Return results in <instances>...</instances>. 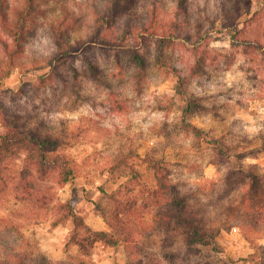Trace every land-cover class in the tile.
I'll use <instances>...</instances> for the list:
<instances>
[{
  "label": "rangeland",
  "instance_id": "1",
  "mask_svg": "<svg viewBox=\"0 0 264 264\" xmlns=\"http://www.w3.org/2000/svg\"><path fill=\"white\" fill-rule=\"evenodd\" d=\"M101 1L58 0L44 9L49 18L67 10L90 20V3ZM11 3L18 5L20 0ZM153 3L165 24L173 20L177 0H135L133 12L119 22L118 31L130 24L129 19L146 18ZM178 25L166 64L156 65V39L145 49L150 66L140 91L134 88L129 68L115 77L116 61L100 45L55 60L60 47L56 48L48 26H39L32 34L12 75L0 81V103L44 136L67 140V152L74 155L80 174L65 187L51 177L37 182L41 201L19 200L10 182L8 190L0 193V258L15 260L12 253L21 252L37 261L46 255L55 264H81L68 253L79 250L72 243L75 225L72 219H62L57 205L75 198L90 225L111 231L90 201L107 205L100 191L104 187L109 194L120 193L122 199H136L135 216L145 220L136 227L141 235L134 247L98 242L90 257L81 254L86 264L139 263L152 251L162 256V264H264L259 260H264V226L251 227L246 221L257 208L264 210V188L248 201L251 205L244 204L247 209L237 210L243 207L237 190L250 174L264 182V48L256 46H264V0H186ZM88 32L81 22L71 39L87 38ZM87 55L99 61L113 88L88 75ZM197 62L203 67L193 76ZM193 100L210 108L189 118L204 132L201 137L181 127L183 110ZM221 152L232 157L226 165ZM148 154L165 160L173 182L195 194L196 210L203 212L214 231L224 222L228 225L217 231L211 245H197L199 251L189 261L164 257L174 248L163 247L157 234L159 216L150 196L156 178L145 160ZM20 156L6 165L7 181L19 179L25 165ZM121 158L136 166L137 179L123 165L112 180L110 167ZM227 175L231 178L225 182ZM178 238L174 239L180 245L182 236Z\"/></svg>",
  "mask_w": 264,
  "mask_h": 264
},
{
  "label": "trees",
  "instance_id": "2",
  "mask_svg": "<svg viewBox=\"0 0 264 264\" xmlns=\"http://www.w3.org/2000/svg\"><path fill=\"white\" fill-rule=\"evenodd\" d=\"M52 1L57 2L58 0H20L18 5H12L11 0H0V81L12 75L17 60L26 53L29 38L39 26L45 25L52 33L56 48L60 47L55 60L78 51L90 52L93 46L100 45L116 61L118 70L115 72L117 75L115 77L119 78L124 69L129 68L134 88L140 91L148 77L150 66L149 50L145 49L149 46L151 39H156V65L163 66L167 63V48L174 43L177 36L178 20L181 18L186 0H177L174 18L168 24L164 23L158 5L153 3L146 18L129 19L130 24L124 27L123 31L117 29L119 22L125 15L133 12L135 0H102L101 4L90 3L92 13L90 20H81L79 14L76 15V13L73 14L67 10H64L61 16L53 18L50 16L49 18L44 8ZM80 21L89 30L88 37L73 42L71 36L78 30ZM234 35L237 37V34ZM131 41H135L138 44L137 47L131 45ZM249 46L252 47L251 44ZM256 46L260 49L264 48L261 43ZM124 55L128 56L126 64L123 61ZM94 57L87 55L85 58L88 75L100 84L113 88L111 81L105 76L101 64ZM228 61L227 57L226 62ZM72 67L74 74H77L78 70L74 66ZM202 67L203 64L197 62L191 69L192 75H197V71ZM52 74L53 72L50 73V75ZM54 75L58 76L56 72ZM191 102L183 110L181 127L185 131L193 132L196 136L201 137L204 132L190 123L189 118L194 112L210 111V108L198 101ZM0 106L2 118L0 120V193L8 190L11 182L15 184L13 191L16 192V198L19 200L41 201L43 198L38 195V193H42L40 192L41 187L38 188L37 182L46 181L51 177L60 187L74 183L80 172L74 155L67 152V140L44 136L38 128L28 127L27 122H20V114L8 110L1 103ZM21 153L24 156L25 165L18 172L19 179L16 183L11 178L10 181H7L8 166L6 167V165L14 162ZM221 154L223 164L226 165L231 161L232 157L226 155V152H221ZM145 160L156 178V186L150 190V196L154 203L151 202L154 205L155 210H153L159 216L157 234L163 247L174 248L164 257L177 262L180 260L189 261L191 256L199 251L196 248L197 245H211L217 231L227 229L228 225L224 222L214 231L211 222L202 216L203 212L196 210L193 202L195 194L189 193L185 188H181L173 182L172 170L166 166L165 160L152 154H148ZM123 165H128L136 175L135 179L138 178L139 172L136 166L129 165L126 159L121 158L110 167L109 172L112 180L115 179L117 170ZM230 178L231 176L227 175L223 180L226 182V179ZM263 188V179L251 173L250 178L245 180L238 190L236 189L242 193L240 196L243 201L242 209L237 208V210L242 212L247 209L249 206L245 207L244 204L249 203L252 196L258 195ZM74 191H77V188H74ZM100 191L107 197L108 204L90 201L94 203L111 231L99 230L90 225L77 207L75 198H69L64 202L60 201L57 205L62 219H72L75 225L72 243L78 246L79 250L77 254H71L69 250L68 253L74 258L80 259L81 264H86L85 259L80 257L81 254L90 257L91 249H94L98 242L108 246L125 245L129 248V244H131L134 247V244L139 242L135 239H139L141 235L136 227L145 220L144 216L140 214L135 216L138 212L136 210L138 202L132 196L122 199L120 193L109 194L104 187H101ZM44 197L46 198V196ZM251 204L250 202L249 205ZM249 219L253 223L250 220L246 221L251 227L264 226V210L257 208L256 215H252ZM180 235L182 244L177 245L174 238L177 239ZM177 240L179 241V238ZM132 252L134 253L135 250ZM14 253L16 252L14 251ZM12 255L15 260L0 258V264H29L36 260L34 255L30 256L27 253H12ZM259 260L264 261L262 257ZM162 262V256L152 251L148 252L145 258L139 259V263L132 264H162ZM35 264H55V262L44 255L40 260H36Z\"/></svg>",
  "mask_w": 264,
  "mask_h": 264
}]
</instances>
